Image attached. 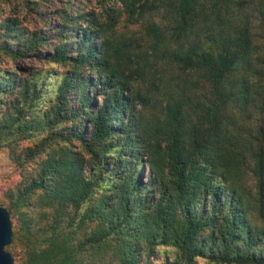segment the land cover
<instances>
[{"label": "trees", "instance_id": "16d2710c", "mask_svg": "<svg viewBox=\"0 0 264 264\" xmlns=\"http://www.w3.org/2000/svg\"><path fill=\"white\" fill-rule=\"evenodd\" d=\"M89 2L0 0L14 264H264V0Z\"/></svg>", "mask_w": 264, "mask_h": 264}, {"label": "rangeland", "instance_id": "374dc122", "mask_svg": "<svg viewBox=\"0 0 264 264\" xmlns=\"http://www.w3.org/2000/svg\"><path fill=\"white\" fill-rule=\"evenodd\" d=\"M88 5L90 7H92V9H95L96 12H98L100 10V7H99L97 0H90ZM26 12H27L26 9H23V12L20 10L18 14L20 16H22V18H23L26 16ZM28 13L30 14V12H28ZM31 15H32V17H28V18L32 19L34 17V14L31 13ZM124 18H125L124 16L121 17V23H120L121 26H120V24H118V26L116 27L118 29V31L123 30L122 29V26H123L122 20ZM54 20H55V17L52 16L51 21L54 22ZM27 24L29 25V23H27ZM131 29H135V27H131ZM25 64L29 65L30 61H26ZM19 179H20V177L18 175V170L12 164V162L9 158L8 151L6 149H1L0 150V188H4L6 186H13V184H15ZM199 264H205V263L199 261Z\"/></svg>", "mask_w": 264, "mask_h": 264}, {"label": "water", "instance_id": "95a60500", "mask_svg": "<svg viewBox=\"0 0 264 264\" xmlns=\"http://www.w3.org/2000/svg\"><path fill=\"white\" fill-rule=\"evenodd\" d=\"M12 236L10 213L4 206H0V264H14V259L5 249L11 244Z\"/></svg>", "mask_w": 264, "mask_h": 264}]
</instances>
